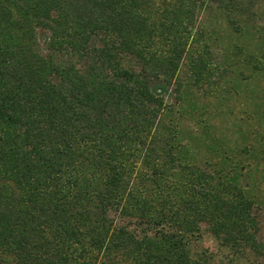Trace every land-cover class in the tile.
<instances>
[{
	"label": "trees",
	"instance_id": "16d2710c",
	"mask_svg": "<svg viewBox=\"0 0 264 264\" xmlns=\"http://www.w3.org/2000/svg\"><path fill=\"white\" fill-rule=\"evenodd\" d=\"M202 3L0 0V264H196L201 221L264 254L237 180L163 122Z\"/></svg>",
	"mask_w": 264,
	"mask_h": 264
},
{
	"label": "rangeland",
	"instance_id": "374dc122",
	"mask_svg": "<svg viewBox=\"0 0 264 264\" xmlns=\"http://www.w3.org/2000/svg\"><path fill=\"white\" fill-rule=\"evenodd\" d=\"M202 1L194 42L165 95L163 122L175 127L179 164L237 180L253 201L264 243V0H240L230 19ZM124 65L138 68L131 59ZM198 226L188 243L196 264H264V254L217 237L205 221Z\"/></svg>",
	"mask_w": 264,
	"mask_h": 264
}]
</instances>
